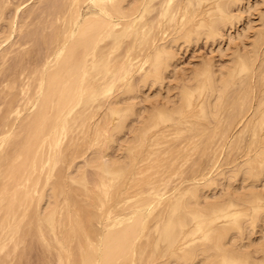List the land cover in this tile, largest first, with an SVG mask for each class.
<instances>
[{"label":"bare ground","instance_id":"obj_1","mask_svg":"<svg viewBox=\"0 0 264 264\" xmlns=\"http://www.w3.org/2000/svg\"><path fill=\"white\" fill-rule=\"evenodd\" d=\"M33 247L264 264V0H0V264Z\"/></svg>","mask_w":264,"mask_h":264},{"label":"rangeland","instance_id":"obj_2","mask_svg":"<svg viewBox=\"0 0 264 264\" xmlns=\"http://www.w3.org/2000/svg\"><path fill=\"white\" fill-rule=\"evenodd\" d=\"M30 5H32V4H30ZM29 6H27L25 8L26 10L24 9V11H22L23 14L27 13L28 12L27 10L30 11L31 6L30 7ZM20 14H22V13H20ZM199 55H203V56H208L209 55V48H205V46L202 43L199 44L198 46H196L195 48L189 49L185 54H183V56H182L183 65L184 66H189L191 64V62L196 57H198ZM24 252L26 253V254L24 253L25 256H26V258L24 256V263H26V264H42V261L40 259H42L43 256H42V253L40 252V250H38V248H34V247L33 248H28ZM43 264H44V262H43Z\"/></svg>","mask_w":264,"mask_h":264}]
</instances>
